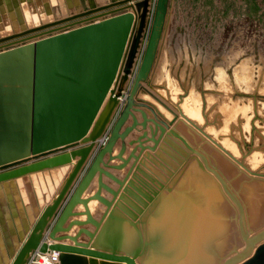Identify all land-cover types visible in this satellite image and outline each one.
Masks as SVG:
<instances>
[{
	"label": "water",
	"instance_id": "95a60500",
	"mask_svg": "<svg viewBox=\"0 0 264 264\" xmlns=\"http://www.w3.org/2000/svg\"><path fill=\"white\" fill-rule=\"evenodd\" d=\"M170 3L171 0H157L150 19L151 0H118L0 38V183L62 167L79 156L52 203L40 212L11 264H27L34 251L53 250L60 252L56 264H136L141 250L106 251L98 248L95 239L142 153L157 149L179 115L249 174L264 178L263 168L251 169L221 145L205 123L191 118L181 107L179 93L174 95L175 100L172 94L168 96L160 90L165 85L153 81ZM109 13L118 15L103 18ZM100 18L103 19L95 22ZM84 21L91 23L71 29ZM109 92L107 112L96 131L87 136ZM136 112L141 114V121ZM130 117L132 123L123 128ZM139 126L142 134L127 143L126 137ZM107 131L106 142L99 146ZM119 139L121 149L113 156ZM147 141L153 144L145 145ZM127 144L135 146L125 158ZM96 150L90 160L89 154ZM107 153L110 156L105 162ZM113 159H119L121 164H110ZM131 159L134 162L123 178L108 170L122 169ZM97 173V190L84 197ZM104 176L118 187L104 182ZM103 190L111 198L103 196ZM94 200L105 206L98 218L90 207ZM78 205L83 210H75ZM74 227L77 230L73 231ZM238 260V264H264V228L246 239L241 251L233 250L223 264Z\"/></svg>",
	"mask_w": 264,
	"mask_h": 264
},
{
	"label": "crops",
	"instance_id": "0c3cea01",
	"mask_svg": "<svg viewBox=\"0 0 264 264\" xmlns=\"http://www.w3.org/2000/svg\"><path fill=\"white\" fill-rule=\"evenodd\" d=\"M115 1L118 0H0V38L32 26L58 20ZM117 15L118 13H109L103 18H111ZM103 18L95 22H99ZM89 23L91 22L84 21L74 25L71 29L79 28ZM174 55L168 50L167 42L164 38L153 81L165 85L160 90L164 91L168 96L169 94L174 96L179 91L180 100L182 101L193 96V99L197 100L199 106L202 102L203 105L200 112L202 122L206 124V128L217 139L228 142L231 139L232 123L227 121L225 107L230 105L229 97L231 96L228 92L229 90L227 91L229 85L222 83L220 79L222 74H224V78L228 79L225 69L218 72L209 65L199 70L194 69L188 62L176 64L177 62L173 58L176 56ZM210 76H213L214 79L211 80ZM216 82L220 87L218 92L215 89ZM192 84L196 87V91L188 89V86H192ZM153 93L155 94V92ZM141 95L143 96V94ZM147 95L151 97L149 94ZM155 95L158 96V94ZM183 95L184 97H182ZM109 96L110 93L105 98L87 136L96 131L105 116L109 105ZM253 98L257 99L260 104L261 101L256 94L252 96V100ZM244 105L247 106V104ZM260 107L257 105V107H253L254 109L252 108L253 112H256L253 114L256 117L250 119L249 128H243V130L240 129L238 131L239 141L235 144L236 150L241 157L258 156L257 158L255 157L254 167L251 166L255 170L264 169V116L259 115ZM213 114L218 115V120L212 116ZM136 116L138 120H142L140 113L136 112ZM131 123L132 118L130 117L123 128L129 126ZM171 131V134L169 133L164 136L156 151L146 149L142 153L127 183L121 190L122 193H120L116 204L112 207L107 220L103 223L105 229L100 230L99 235H101H98L99 239L95 241L98 248L118 252V246L123 250H128L126 247L128 243L121 240L118 236L123 232V234H127L130 242H134L135 238L132 237L134 234L129 229L131 224L136 229L137 222L134 219L138 217L141 219L146 214H149L146 218L151 219L153 212L151 213L152 208L149 209V205L156 202L162 203L164 199L168 198L169 172L178 170L183 155L190 154L189 150L185 151L178 145V142H181L182 138H188V131L184 128L175 129L173 127L169 129V132ZM173 131H176V134ZM142 132L141 126L133 129L125 141L129 143L142 134ZM247 143H250V146L245 149ZM121 144L122 141L119 139L113 148V156L118 155ZM152 144V141L145 142V145ZM134 146L127 144V150L124 153L125 158L130 154ZM139 151L140 149H138L137 154ZM96 152L97 150L92 151L89 154V159L93 158ZM109 156L110 154L108 153L105 155V162H108ZM78 159L79 156L74 158L71 163L62 167L41 170L0 183V264L12 263L40 212L45 208L44 206L52 203ZM133 162L134 159H131L128 165L122 169L108 168V170L119 178H123ZM110 164H121V161L113 159L110 161ZM97 178L98 173L92 180L90 188L84 193V197L95 193L97 190ZM103 181L113 188L118 187L114 181L106 176L103 177ZM175 186L179 187V182H175ZM102 195L111 198V194L105 190H103ZM90 207L97 218L101 216L105 209V206L97 200L92 201ZM75 210H83V206L78 205ZM211 217L213 216L211 215ZM88 227L93 229L91 225H88ZM114 229H118V231L116 230V233H114ZM75 230H77V227H74L73 231ZM105 235L106 237L103 238ZM147 235L150 236L149 233ZM102 238L103 241L101 240ZM143 242L145 244L147 240Z\"/></svg>",
	"mask_w": 264,
	"mask_h": 264
},
{
	"label": "rangeland",
	"instance_id": "374dc122",
	"mask_svg": "<svg viewBox=\"0 0 264 264\" xmlns=\"http://www.w3.org/2000/svg\"><path fill=\"white\" fill-rule=\"evenodd\" d=\"M169 13L165 39L168 50L176 56L173 57L177 62L176 64L188 62L191 67L198 70L208 65L218 72L225 69L228 79L224 78V74L220 76V79L222 83L229 85L227 91L229 90L228 92L231 96L229 97L230 105L225 107V115L227 116V121L232 123V132L230 134L231 139L228 142H220L231 154L241 157L235 145L239 141L238 131L240 129L243 130V128H249L250 119L256 117L253 115L256 113L253 112V107H257V105L261 106L259 115L264 116V0H171ZM142 53L143 48L138 55L137 64L140 62ZM157 66L158 63L155 71ZM210 79L212 80L214 77L210 76ZM256 88L257 90L255 91ZM188 89L190 91L197 90L193 84L192 86L189 85ZM215 89H217V92L220 90L218 84ZM255 94L261 101L260 104L257 99L253 98L252 100V96ZM172 97L176 100L175 96L172 95ZM177 98L179 99V96ZM122 104L119 105L116 111L117 114ZM244 104H247V106ZM202 105L201 102L199 106L197 100L193 99V96H190L189 99L183 100L181 107L191 118L197 122H202L200 113ZM179 116L181 119L178 118L173 125L176 129L184 128L187 130L188 138H182L181 142H178V145L185 151L189 150L190 154L183 155L178 170L169 172V196L172 193L176 194L178 190L180 192L185 190L181 188L183 185L187 188L190 187L186 181L191 179L192 174L190 171H194L193 167L198 169L199 175L206 176L208 179H212L213 182L217 180L222 185L220 187L216 184L221 195L225 198L223 202L224 208L222 207L218 210L224 215L226 228L223 233L221 231L220 235L218 234L215 237L216 239L218 238L217 242L214 241L210 244V252H213L214 264H223L224 260L228 257V253L233 252L235 249L242 250L246 244V238H250L257 231L264 228V185L263 182L250 181L249 177L242 173L239 168L244 170L248 175H251L247 170L210 139L205 137L185 118L181 115ZM212 116L218 120V115L213 114ZM261 124L263 125V123ZM169 129L166 134L172 133V131L169 132ZM189 132H193L194 134ZM173 133L176 134V131H173ZM248 146H250V143H247L245 149ZM221 156H225L228 163L234 168L233 174L227 175L228 179L225 178V184L228 185L231 194H229L230 190H226L227 187H225L221 178L215 173V170H217L215 167L219 166L217 157ZM255 157L253 155L252 157H246L247 159L245 157H241V159L251 168V166L254 167L255 165ZM214 159L217 160V163ZM251 169L255 170L254 168ZM183 180L185 181L184 184H182ZM175 182H179L180 186H175ZM250 187L260 190L261 196L252 198L248 195L249 193H245ZM242 198H245L246 202L248 201L250 209H253L254 204L256 207H259L261 214L257 219L258 221L255 220L256 213L253 214L252 209H249L248 213L243 207L244 201ZM252 199H254V202ZM251 201L253 204H251ZM163 202H165V199ZM162 203L156 202L149 205V209L152 208L151 213L153 212L154 216L157 214V209ZM148 215L146 214V216ZM215 215L222 217L217 214ZM146 216L144 217L143 215L141 219L140 217L134 219L137 222L136 229L132 227V224L130 225L129 229L134 234L132 237L135 240L134 242H128L126 245L128 250H123L117 246L118 252L123 253H135L141 250L140 256L136 258L139 259L140 264H148V261L145 260L147 253L154 254L155 252V254L161 255L162 252V250L159 252V243L158 245L156 244L159 241L158 238H150L147 235L148 232L146 230L153 218L147 219ZM155 220L159 219H153V221ZM211 220L214 222L223 221V219L220 220L217 217L211 218ZM146 239L149 243L152 242L151 245L148 243L144 244L143 241H146ZM149 239H153L154 241H150ZM223 240H226V242L228 240V242L225 243ZM187 254H192V252L188 251ZM176 260H180V257L176 258ZM186 261L188 262L189 260Z\"/></svg>",
	"mask_w": 264,
	"mask_h": 264
},
{
	"label": "bare ground",
	"instance_id": "6f19581e",
	"mask_svg": "<svg viewBox=\"0 0 264 264\" xmlns=\"http://www.w3.org/2000/svg\"><path fill=\"white\" fill-rule=\"evenodd\" d=\"M112 86L114 87V83ZM178 118L181 119L180 116ZM171 127H174V125ZM174 128L176 129V127ZM224 157L222 156L217 157L218 161L214 159L215 162L217 161L219 163L218 164L219 166L215 167L217 170L215 169L214 170H215V173L219 176V178H221L225 187H227L226 190L228 189L229 191L230 189L228 185L225 184V178L228 179L229 177L227 175L233 174L232 172H234L233 171L234 168L228 163V161L226 160V157L225 158ZM193 169L194 171L192 170L190 171L192 174V175L190 174L191 179L190 180L188 179L186 181L187 185L190 187L187 188V187H184L183 185L181 188L185 190L181 192L180 190H178L177 191L178 193L175 191L178 195L174 193L170 194V196H168V198L165 199V202H163L160 205V207L157 209L158 213L155 216L154 215L152 216L153 219L158 218L159 220L153 221L152 219L149 222L150 226L148 227L147 232L149 233L150 236L148 237L158 238L159 241L156 244L158 245L159 243L158 249H159V252H161V250L162 252H161V255L155 254V252L154 254L147 253L145 260L148 261V264H214V257L212 256L213 252H210V248H211L210 244L214 241L217 242L218 238L216 239L215 237L219 233H221V231L223 233L226 228L225 226L226 224L224 223V220H225L224 215L221 214V212H219L218 210L222 207L224 208L223 202L225 198L221 195V192L216 186V184H218L220 187L222 186L219 182H217V180L216 182H213L212 179H208L206 176L199 175L200 173H198V169H195L194 167ZM239 170L242 173L246 174L249 177L250 181H253V182L258 181L259 183L263 182V185H264V178L248 175L241 168H239ZM184 183L185 181L183 180L182 184ZM220 190L222 191V189ZM229 192H230L229 194H231V190ZM245 193H249L248 195H250L252 198H255V197L258 198V196L260 195V190H256V188L253 189L250 187L248 191H245ZM261 194H262V191H261ZM242 200L244 201L243 207L249 213L250 207L248 206V203H247L248 201L246 202L245 198L244 199L242 198ZM252 201L254 202V199H252ZM252 201H251V204H253ZM239 205L241 206V204ZM252 210H253V214L256 213L255 220L258 221L257 219L259 218V215L261 214V212L259 211V207H256V205L254 204ZM215 214L220 215L222 217H218ZM211 215L213 217H211ZM214 217L220 218V220L223 219V221L214 222L213 220H211V218H214ZM103 228L105 229V227L102 224V227L100 230H103ZM114 230H115L113 231L114 233H116V230L118 231V229H114ZM99 232H98V235H99ZM98 235L95 241L99 239ZM105 237L106 235L103 236V238ZM118 237L124 242H127V243L130 242L129 238L127 237V234L125 233L123 234V232ZM103 238L101 240H103ZM152 240L153 239H151L150 241ZM224 242L227 243L228 240L227 242L226 240ZM145 243H148L151 245L152 242L149 243L147 241ZM188 251H191L192 254H187ZM253 251H254V248L251 251V254L253 253ZM231 254L232 252L228 253V257L231 256ZM178 257H180V260H176V258L178 259ZM138 260L139 259H135L136 264H140L139 263L140 261ZM186 260H189V261L187 262ZM240 261L241 260H238L234 264H238V262Z\"/></svg>",
	"mask_w": 264,
	"mask_h": 264
},
{
	"label": "built area",
	"instance_id": "2783aa9c",
	"mask_svg": "<svg viewBox=\"0 0 264 264\" xmlns=\"http://www.w3.org/2000/svg\"><path fill=\"white\" fill-rule=\"evenodd\" d=\"M157 0H151V13L150 19L153 16V11L155 8ZM108 138V131L101 137L100 146H102ZM59 251L53 250L49 252H40L34 251L29 257L27 264L36 263V264H56L59 263Z\"/></svg>",
	"mask_w": 264,
	"mask_h": 264
}]
</instances>
